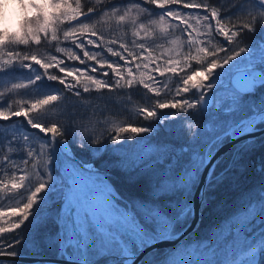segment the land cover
Here are the masks:
<instances>
[{"label": "snow or ice", "instance_id": "obj_1", "mask_svg": "<svg viewBox=\"0 0 264 264\" xmlns=\"http://www.w3.org/2000/svg\"><path fill=\"white\" fill-rule=\"evenodd\" d=\"M17 4L15 26L8 27L7 21L0 24V77L22 69L27 79L0 92V100L29 87L47 91L38 92L36 99L0 104V122L13 125L8 130L10 135L4 137L8 145L18 144L21 135L27 142L25 130L43 133L44 142L39 152L35 148L26 151L33 161L37 183L17 207L0 211V233L22 229L26 222L31 223L30 218H36L39 225L47 219V212L42 210L55 202L60 205L55 215L58 231L50 244L56 246L66 264H169V257L158 247L177 235V224L195 215L190 200L193 188L205 169V185H211L221 161L211 162L220 148L228 142L237 153L251 151L257 145L255 134L264 132V100L247 105L244 116L235 118L237 112L244 111L246 97L264 88V59L247 71L251 86L246 91L237 92L234 98H217L221 91H216L226 70L253 48L233 49L237 40L260 31V39L253 44L264 57V0H240L225 13L208 0H17ZM42 46L48 49L45 54L39 51ZM167 77L176 78L174 89L164 79ZM137 86L155 97L151 107L138 109L142 121H157L167 127L179 112L214 110V114L207 124L186 125L195 131L190 143L179 148L138 143L142 134L156 131L152 124H118L99 138L81 137L80 148L86 146L85 141L92 151H107L110 145L117 157L113 166L134 173L132 179L140 181L141 195L125 202L94 164L76 158L66 139L72 123L47 117L66 94L80 98L82 93ZM190 92L192 97L186 99ZM167 96L171 98L163 99ZM209 97L213 98L210 105ZM162 109L174 111L161 114ZM14 118H22V122L16 124ZM260 146L264 147V136L260 137ZM45 155L42 165L37 164V159ZM239 158L234 156L215 179L222 180ZM3 160L11 162L7 154ZM28 162L23 161L25 165ZM12 168L17 165L12 163ZM68 168L95 175L104 184L101 195L113 205L115 223L125 226V232L112 234L111 220L94 219L93 212L79 199L76 204L66 200L72 189L65 175ZM258 171L264 172V165ZM30 179L26 170L19 178L13 171L10 182L0 179V193L18 194ZM259 197L258 203H251L243 214L228 222L231 230L225 243L239 231L245 244L226 254L219 264H264V189ZM69 225L79 241L75 246L68 237ZM23 242L14 236L11 243H0V257L19 255L11 249ZM209 244L211 241L206 246Z\"/></svg>", "mask_w": 264, "mask_h": 264}, {"label": "trees", "instance_id": "obj_2", "mask_svg": "<svg viewBox=\"0 0 264 264\" xmlns=\"http://www.w3.org/2000/svg\"><path fill=\"white\" fill-rule=\"evenodd\" d=\"M208 2L211 6L217 7L222 13H225L231 10L240 0H208ZM202 14L203 12H201V15ZM120 34L122 35V33ZM260 37V31H257L255 34H247V38H241L231 46L233 49H236L238 46H250L253 48L250 53L241 57L239 61L234 62L229 74L237 69L252 67L261 63L264 57L258 55L261 50L254 47L253 44V41L259 40ZM221 43L226 42L221 39ZM47 50L45 46L39 49L41 54H45ZM221 55L224 54L222 53ZM188 75H191V73H188ZM26 79L27 75L22 69H17L12 76L0 77V92H5L13 83L24 82ZM164 79L173 89L175 88L176 78L167 77ZM45 83L55 85V82ZM46 91V89H38L36 87L21 89L7 95L4 99L0 100V104L7 106V103H12L21 99H36L39 98L37 95L38 92L44 94ZM216 91L219 92L218 89ZM263 93V88H257L252 95L247 97L259 99ZM220 96L221 92L217 98ZM222 96L227 95L223 94ZM191 97L192 92L185 95L186 99ZM170 98V96L163 97V99ZM154 100L155 97L151 93H147L146 90L140 86L134 89L122 88L114 91L104 90L99 93L95 91L91 93H82L80 98H76L71 94H66L64 99L58 102L55 112L50 110L47 119L52 120L55 117L59 119L61 123H72L73 127L69 130L66 139L72 151L75 153L76 158L78 160L91 162L98 168L104 169L109 183L113 185L118 192L121 193L123 188L134 191L138 187L136 183L137 180H133L128 172L113 166V162L117 157L113 155L110 145L107 151H92L88 148L87 141H85L86 146L84 148L78 147V144L80 143L81 137L92 136L93 138H99L107 134V129L114 128V126L118 124L121 126L124 124H133L135 126H147L148 124H152L156 131L149 134H142V137L137 138L138 143L147 142L156 145H170L178 148L177 146L181 142L188 140L192 132L195 131L194 128H186V125L192 124L200 126L202 123L204 125L206 120H208L207 113L189 110L188 113L179 112L178 118L169 121L167 127L157 121H142L137 114L138 109L141 107H151ZM172 111L174 110H160L161 114H170ZM180 116L182 118H180ZM34 133L37 135L36 132ZM7 135H10V133L7 134L0 130V179H5L10 182L13 171H15L17 178H19L24 170L30 173L31 179L25 189H21L18 194L8 195L0 193V211H10L12 208L22 203L28 194V190H34L38 179L32 171L33 161L26 155V151L29 148H35L37 151L36 146L25 145L23 141H19V143L15 145H8L4 139ZM37 136L40 141H43L41 135ZM262 136H264V134L256 136L257 145L253 150H241V152L237 153L235 148L232 147L219 159L221 164L217 165L216 171L213 174V181L211 185L207 186L205 191L198 226L187 238L173 246V248L159 250L162 255L167 256L168 251L172 249L179 250L177 247L185 245L188 248H192V250L196 252L195 255L198 256L196 258L189 257L191 250L186 251L185 254L188 257L186 261L176 264H219L220 261L225 259L226 254L231 253L234 248L239 249L244 246L245 241L239 231L236 232L233 240L227 244L225 243V237L228 236L231 230L228 222L243 214L246 207L251 203H258L260 199L259 192L264 189V172L258 171V168L264 165V147L260 146V137ZM188 143L190 142L182 146H187ZM239 143L240 142L237 144ZM10 147L12 148L11 152H9ZM94 147L99 146L97 145ZM5 154L9 155L11 162L3 160ZM236 155H239L240 158L236 160L235 166L225 174L222 180L217 181L215 178L221 175L224 168L227 167L229 163H232L233 157ZM44 159H46L45 156L39 157L36 163L42 165ZM25 160L29 161L27 165L23 163ZM12 163H15L17 168L13 169ZM52 207H54V209L51 212L48 210L50 207L46 210H42V212H47V219L39 225L35 222L36 218H30L31 223L26 222L22 229L10 233H0V243L7 245L12 242L14 236H18L24 242L19 244L17 248L11 250L23 254L58 256L56 246L54 244L51 246L50 239L55 237L58 231L55 215L60 205L53 202L51 203V208ZM188 218L176 225V231H179L187 223ZM4 226L8 227L7 224H4ZM210 241L211 244L206 246V243ZM33 244H35L36 247H33ZM0 264L31 263L0 260Z\"/></svg>", "mask_w": 264, "mask_h": 264}, {"label": "rangeland", "instance_id": "obj_3", "mask_svg": "<svg viewBox=\"0 0 264 264\" xmlns=\"http://www.w3.org/2000/svg\"><path fill=\"white\" fill-rule=\"evenodd\" d=\"M18 14H19V8H18L17 0H2V3L0 4V24H2L4 21H7L8 22V24H7L8 27H10V28L14 27L15 26V20L18 17ZM157 43H161V42L158 41ZM158 52H159V49H158ZM258 55L261 56L262 53L260 52ZM230 70H231V68L226 70L224 76L219 81L220 88H218V90L221 91V96L219 98H222V97H233L234 98L236 96L237 92H239L236 89H234L233 86L230 84V75H231V73L229 74ZM263 90H264V88H263ZM239 93H241V92H239ZM223 94H226L227 96H222ZM261 100H264V93L261 95V97L259 99L258 98H252V97H246V99L244 101V111L237 112L235 114V118L239 119V118L244 116V114H245V112L247 110V105H258L261 102ZM196 111H198V110H196ZM213 114H214V110H213V113H207L208 120H206V122L204 124H207V123L210 122L211 117H212ZM180 118H182V117L180 116ZM16 124H20V122L16 121ZM201 125H203V123ZM12 127H13L12 124L0 125V130L8 134V133H10L8 130L11 129ZM26 134L29 136V140L27 142H25L23 140V136L21 135L20 136V141H23V143L25 145L36 146L37 152H39L41 150V144L44 141H40L39 137L32 131H26ZM187 142H190V140L188 139V140H185V141L181 142L177 147L179 148L182 145L186 144ZM144 143H147V142H144ZM149 144H151V143H149ZM17 150L19 151L18 148H17ZM45 158H47L46 155H45ZM89 163H91V162H89ZM95 167L98 168L97 166H95ZM98 169L101 171L102 174H105L104 169H100V168H98ZM67 172L73 178H75L77 181L78 180L79 181H81V180L82 181H86V183H88L90 185H95V186L101 187L103 189L105 187L104 184H102L100 182V180L95 175H90L88 173L81 174L80 172L74 171L71 168H68V169L65 170V175L66 176H67ZM129 174L132 177L134 175V173H129ZM69 183L71 184L70 179H69ZM136 183H137L138 187L134 191H129V190H126V189L123 188V191L121 192L122 194L120 192H118L113 185H112V187L114 188V190L117 191V194L121 195L122 199H124V201L127 202V201H129L131 199H135V198H137L138 196L141 195V183H140V181L138 179H137ZM193 190H194V188H193ZM66 200L70 201L72 204H75L74 203L75 202V197L73 196L72 189L68 193V195L66 196ZM190 200H191V197H190ZM106 208L108 210H110V211L113 208V205L108 200L106 201ZM53 209H54V207L51 208V206H50V208L48 210H49V212H51V211H53ZM68 209H69V204L66 203L65 204V213L68 212ZM89 210L93 212V218L94 219H96L97 217L106 218L105 215L99 210H95V209H89ZM119 211H120L121 214H123V209H120ZM113 228H114L115 231L112 234H116V232H120V233L124 232L122 229L118 228L114 222H113ZM107 235L108 234H106V236ZM68 237H69V240L72 242V244L74 246L79 242V241L76 240V238L74 236V233H73V230H72L70 225H69V228H68ZM180 242H178V243H180ZM52 245L53 244H51V246ZM165 248H173V246L165 247ZM165 248H158V251L161 250V249H165ZM177 248H179V250L172 249V250L167 252V256L169 257V264H176V263H179V262H185L186 259L188 258L185 253H186V251H189V250H191V254L190 255H192V256L189 255V257L196 258L198 256V255H195L196 252L194 250H192V248H188L185 245H183L181 247H177ZM94 258L95 257H93V259ZM101 263H103V262H101Z\"/></svg>", "mask_w": 264, "mask_h": 264}, {"label": "water", "instance_id": "obj_4", "mask_svg": "<svg viewBox=\"0 0 264 264\" xmlns=\"http://www.w3.org/2000/svg\"><path fill=\"white\" fill-rule=\"evenodd\" d=\"M250 68H242L234 71L230 77L231 84L235 89L238 91L244 92L246 91L250 86V78L247 75V71ZM235 74V75H233ZM255 76H259V73H254ZM212 97L208 98V104L210 105L212 102ZM14 120H20L22 122V118H14ZM2 125H7L9 124L8 122H0ZM37 133L38 130H32ZM264 132H257L255 135L259 136L263 134ZM42 137L44 136L43 133H40ZM247 137H242V139H245ZM239 141H236V143ZM233 145L231 143L226 142L219 150L218 154L215 156V158L212 160L211 163H216L217 160H219ZM208 168H211V164L208 165ZM67 176L69 179H72V176L67 172ZM207 178V169H205L203 175L199 178V182L196 184L191 202L195 207V215L191 216L189 218V221L187 224L181 229L176 236L173 237L171 241L165 242L161 244L158 248H165V247H171L176 245L178 242L181 240L185 239L187 236L191 234V232L197 227L199 220H200V213H201V207L203 201L201 200V190H204V195H205V190H206V185H205V180ZM116 221V220H115ZM124 230L125 227L121 226ZM0 260H11V261H17V262H26V263H31V264H66V262L61 259L59 256L58 257H53V256H39V255H32V254H23L20 253L17 256H9V255H4L0 257ZM102 264V263H101Z\"/></svg>", "mask_w": 264, "mask_h": 264}, {"label": "bare ground", "instance_id": "obj_5", "mask_svg": "<svg viewBox=\"0 0 264 264\" xmlns=\"http://www.w3.org/2000/svg\"><path fill=\"white\" fill-rule=\"evenodd\" d=\"M1 3L2 0H0V4ZM71 183H72V193L73 196L75 197V202H74L75 204L76 201L79 199L81 200L82 205L84 207H87L88 209L99 210L103 212L107 218H110L111 216H115L114 214H112L110 210L106 208L107 200L104 199L103 195H101L102 191L104 190L103 188L97 187L95 185H90L88 183H77L75 178L71 179ZM85 197L88 198L85 199ZM80 206L81 205H77L78 208Z\"/></svg>", "mask_w": 264, "mask_h": 264}]
</instances>
